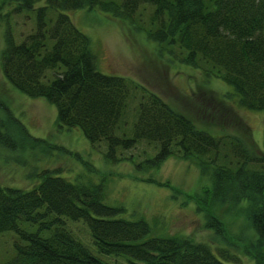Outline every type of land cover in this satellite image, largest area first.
Instances as JSON below:
<instances>
[{
    "label": "trees",
    "instance_id": "1",
    "mask_svg": "<svg viewBox=\"0 0 264 264\" xmlns=\"http://www.w3.org/2000/svg\"><path fill=\"white\" fill-rule=\"evenodd\" d=\"M38 1L1 0L0 7L13 4L10 13H16L32 9ZM44 1L36 10L35 29L20 42L10 28L3 32L0 69L6 82L30 98L53 104L60 127L80 128L92 144L105 141L107 158L119 160L118 150L146 141L158 145L157 152L145 160L149 167L175 157L192 161L203 173L211 168V188L204 189L202 196L189 197L204 213L205 227L237 245L226 236L218 211L247 200L255 239H249L241 251L254 264H264V153L238 135H214L196 127L159 94L132 79L98 71L88 36L67 14L99 7L134 23L140 4H148L152 9L147 38L183 50V62L232 85L238 107L262 110L264 0ZM50 8L59 11L51 24L47 20ZM134 100L127 131L128 104ZM238 124L252 138L250 127L241 120ZM4 125L0 119V146L13 150L17 144ZM20 131L32 142H44L22 126ZM36 178L29 188L0 184V233L15 235L12 255L0 264L237 262V255L225 247L216 251L209 243L177 234L153 236L145 218L118 217L125 209L103 201L101 184L74 182L57 169H42ZM76 222L87 225L96 252L108 259L94 254L74 235L71 224Z\"/></svg>",
    "mask_w": 264,
    "mask_h": 264
},
{
    "label": "rangeland",
    "instance_id": "2",
    "mask_svg": "<svg viewBox=\"0 0 264 264\" xmlns=\"http://www.w3.org/2000/svg\"><path fill=\"white\" fill-rule=\"evenodd\" d=\"M43 5L45 1L40 0L32 9L16 13H10L13 4L0 7V50L6 28H10L16 42H20L23 35L35 29L36 10ZM151 9L148 4H140L134 23L118 19L99 7L80 8L67 14L78 30L88 36L98 71L132 79L159 94L196 127L214 135H238L251 145L255 143L264 153V109L239 108L238 95L232 85L183 62V50L179 52L177 47L147 38ZM58 12L48 9L49 24ZM136 94L139 96L140 92ZM136 103L134 100L128 104L127 131ZM0 104V119L17 144L13 150L0 146V184L29 188L37 182L40 170L57 169L74 182L101 184L103 201L125 209L118 217L145 218L151 227L150 235L188 236L193 241L209 243L216 251L227 248L237 255L236 264H254L252 258L241 251L244 244L255 239L248 218L249 202L241 200L233 208L225 205L218 211L225 223L226 236L232 244H237L231 245L205 227L204 213L199 212L194 200L189 198L202 196L204 189L211 188V168L203 173L192 161L175 157L166 158L158 167H149L145 160L157 152L158 145L146 141L118 150L119 160L107 158L105 141L92 144L80 128L60 127L53 104L20 93L6 82L1 69ZM238 120L250 127L252 138L243 131ZM21 126L44 142L26 139ZM71 227L74 235L94 254L101 255L96 252L91 237L89 239L87 225L76 222ZM14 238L11 231L0 233V262L12 255Z\"/></svg>",
    "mask_w": 264,
    "mask_h": 264
}]
</instances>
